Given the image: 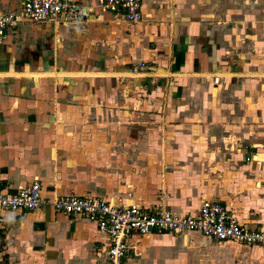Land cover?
Returning <instances> with one entry per match:
<instances>
[{"label":"crops","instance_id":"0c3cea01","mask_svg":"<svg viewBox=\"0 0 264 264\" xmlns=\"http://www.w3.org/2000/svg\"><path fill=\"white\" fill-rule=\"evenodd\" d=\"M76 1L88 13L66 25L0 0L16 18L0 43V191L36 182L42 200L177 217L210 201L264 231V0H140L135 24ZM0 214V264H108L107 237L84 217ZM127 246L126 264H264L262 247L197 232Z\"/></svg>","mask_w":264,"mask_h":264},{"label":"built area","instance_id":"2783aa9c","mask_svg":"<svg viewBox=\"0 0 264 264\" xmlns=\"http://www.w3.org/2000/svg\"><path fill=\"white\" fill-rule=\"evenodd\" d=\"M140 0H99V10L109 13L128 24L141 21ZM88 13L86 7L76 0H22L21 17L31 23L51 21L61 24H76ZM13 14L0 16V43L7 30L14 28ZM143 64L133 65L132 75L139 73ZM213 83L217 78H213ZM42 205L65 215L81 216L94 222L98 231L108 239V264H126L128 252L127 237L130 234L145 235L152 231L180 234L197 232L215 241H232L244 246L264 248V231L242 228L224 207L202 201L194 214L182 217L171 215L160 207L154 213H147L138 205L128 203L113 205L99 199L54 198L42 200L39 185L34 182L29 187L19 189L14 194L0 191V213L2 211H34ZM5 218L0 214V225Z\"/></svg>","mask_w":264,"mask_h":264}]
</instances>
